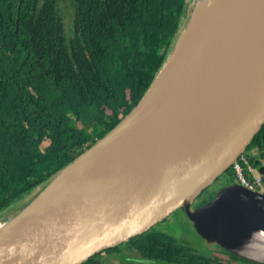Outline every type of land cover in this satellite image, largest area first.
<instances>
[{
	"label": "water",
	"instance_id": "obj_1",
	"mask_svg": "<svg viewBox=\"0 0 264 264\" xmlns=\"http://www.w3.org/2000/svg\"><path fill=\"white\" fill-rule=\"evenodd\" d=\"M191 8L138 103L0 227V264H82L176 210L264 264V193L236 182L195 204L264 124V0Z\"/></svg>",
	"mask_w": 264,
	"mask_h": 264
},
{
	"label": "trees",
	"instance_id": "obj_2",
	"mask_svg": "<svg viewBox=\"0 0 264 264\" xmlns=\"http://www.w3.org/2000/svg\"><path fill=\"white\" fill-rule=\"evenodd\" d=\"M72 2L74 36L68 38L59 0H0V217L18 212L138 103L170 53L189 4ZM251 150L264 156V124L245 153ZM250 159L263 174L258 158ZM226 173L233 175L232 168ZM212 197L205 190L196 206ZM123 244L146 264H256L225 251L202 253L151 229ZM116 248L82 264H109L102 255Z\"/></svg>",
	"mask_w": 264,
	"mask_h": 264
},
{
	"label": "rangeland",
	"instance_id": "obj_3",
	"mask_svg": "<svg viewBox=\"0 0 264 264\" xmlns=\"http://www.w3.org/2000/svg\"><path fill=\"white\" fill-rule=\"evenodd\" d=\"M192 1L193 0H189V4L187 8L190 11L192 9L191 8ZM58 8L64 23V28L67 37L68 38L73 37L74 11H73L72 0H59ZM88 132H90V130H88ZM253 151L254 150H251V152ZM259 157L264 161V156H259ZM232 183H236V179L234 178V176L225 173L214 182V185H212V187H210L211 192L214 193V191L217 190L219 187ZM10 215L12 214L8 213L5 217H0V219L7 220L8 218H11ZM151 230L155 232L157 231V232H164L170 234L180 244L190 246L191 248H194L195 250L202 253L207 252L210 249L216 250L214 246L207 245L198 236L191 222L187 219L185 213L181 210L174 211L162 222L153 226ZM102 260L106 261L109 264H146L145 260L142 257L131 251L129 248H126L124 244L117 246L115 252H111L109 254H103Z\"/></svg>",
	"mask_w": 264,
	"mask_h": 264
},
{
	"label": "built area",
	"instance_id": "obj_4",
	"mask_svg": "<svg viewBox=\"0 0 264 264\" xmlns=\"http://www.w3.org/2000/svg\"><path fill=\"white\" fill-rule=\"evenodd\" d=\"M251 157L258 158L261 165H264V161L259 158L258 153L251 152L249 155L244 152L231 165L233 176L236 182L243 187L264 193V172L262 174L260 167L251 162Z\"/></svg>",
	"mask_w": 264,
	"mask_h": 264
},
{
	"label": "bare ground",
	"instance_id": "obj_5",
	"mask_svg": "<svg viewBox=\"0 0 264 264\" xmlns=\"http://www.w3.org/2000/svg\"><path fill=\"white\" fill-rule=\"evenodd\" d=\"M207 3V0H193V4L198 7V11L202 10ZM0 219V227L4 224L6 220Z\"/></svg>",
	"mask_w": 264,
	"mask_h": 264
},
{
	"label": "flooded vegetation",
	"instance_id": "obj_6",
	"mask_svg": "<svg viewBox=\"0 0 264 264\" xmlns=\"http://www.w3.org/2000/svg\"><path fill=\"white\" fill-rule=\"evenodd\" d=\"M253 152L257 153L256 151H253ZM181 211H183V210H181Z\"/></svg>",
	"mask_w": 264,
	"mask_h": 264
}]
</instances>
